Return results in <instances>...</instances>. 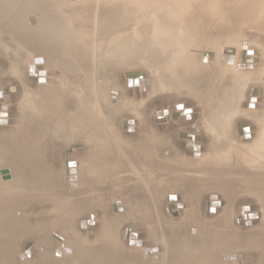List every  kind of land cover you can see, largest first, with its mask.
<instances>
[{"label": "bare ground", "instance_id": "1", "mask_svg": "<svg viewBox=\"0 0 264 264\" xmlns=\"http://www.w3.org/2000/svg\"><path fill=\"white\" fill-rule=\"evenodd\" d=\"M64 2L65 3L63 5L57 6V10H54V9L52 10L51 9L52 6L50 4L39 6V7L36 6L34 11H32V13L28 14V15L25 13H22V11L19 10L18 7L14 6V5H11V6H14L12 8H9L10 6H0V10H3V13L0 12V30L9 31L10 32V37H9L10 41H8V43H10V42L13 43L15 41L17 43L18 51H22L25 49V46L27 45V43H30V41H32V43H34V42H36V40H39L40 38H38L36 36L35 37L36 40H34L32 38V40H30V41L28 40L29 42L25 43V39L22 38V36H24V35H23V33H21V31L28 30V31H31L33 33L34 30H36V29L38 30V28L41 24L47 26V29L43 30L40 34H38L36 32L38 36L41 35V39H40V41H38V44H40V45L44 44L43 45V47L45 49L44 59L53 60L56 63L57 68L60 69V71H61V75H60L61 78L60 79L61 80L63 79L64 81H66L68 83V84H66L67 89L65 90L66 96H70V97L71 96L72 97H75V96L78 97L79 96L81 98L80 100L77 99L78 100L77 103L72 102L73 100L71 98H70V100L65 99V101L67 100L68 102L72 100L71 101L72 104L75 103L77 105V106H75V107H77V110H74L75 111L74 114H73V112H72V115H71V113H69L68 114L69 116L66 117L68 119V122L70 124H72L73 122L78 123L79 121H81L82 123L85 124V126H84L85 131L83 132L82 130H80V131H82V133L79 131L82 135L79 134L78 132H76L77 128H75V129L72 128V129L76 130L75 131L76 133L74 131L72 133V131L69 129L71 131V133H70V131L68 130L69 131L68 135H70V134L75 135L76 140L82 141V144H84V145H83V149H82L83 152L79 153V155H78L79 157H77L78 159L72 158V159L68 160L69 162L75 161V163H73L74 164L73 166L67 165L66 177H65L67 183H69L70 187H80L81 186L80 189L84 188L85 190L89 189V188H93V187L97 188L98 187L97 185H103L104 183H105V187L107 185L108 187L111 186L110 187L111 189H116L117 192L114 190H111L112 192L113 191L116 192V195L112 193V195L115 196V197H113L115 200L114 201L115 205L113 206L111 204L112 207H111V205L105 206L108 203V202H106V199H105L106 204L104 203L105 205L104 204L102 206L100 205L102 203V201L104 200V197H105L103 195L104 192L101 193V191H103L102 189L99 188L101 191H99L97 197H95V199L97 198L98 201L100 202V204H98L99 206L97 205L99 210H98L96 216L104 217L105 220H104V218H103V220H104V222L105 221L106 222L105 223L103 222L102 224L106 225L107 227H109L111 225H113V226L115 225L114 228H116L117 225L119 226L121 224L127 223V221H129V220H139V219L145 220L146 224L149 223L151 226L152 223L153 224L156 223L155 221H154L155 223L153 222V220H156V219H152V216L155 215L154 211H153L154 214H152V215H150V213H152V212L148 213V211L155 209L154 208L155 206L153 207V209H151L152 203H155V202H152L151 201L152 198H150V197H154V196H150L151 194H149L148 192L147 193H141L139 190H135V189H139V187L136 186V184H134V181H136V177H138L140 180L141 179L144 180V183L146 182V184H147L146 187H150L152 185L151 183H152L154 177H157V176L162 177V180H161V178L159 179V181H161V182H158L157 180H155V182L157 181V183H159L160 185H163L164 188L168 187V189H169V187H171V188L177 189V188H180V186H183L185 184V183H183V182H185V180H183V178L182 179L179 178L181 176H179L176 179L175 177L178 176L177 174L176 175L173 174V176L175 175L174 178L170 177V179H168V178L165 179L164 177L168 176L167 172L171 171L173 173H180V172L184 171V172H187L186 174H188V173L194 174L195 173V176L191 174V176H193L195 178H197L196 173L197 174L203 173V174H201L202 177H199V180H196V181L193 180V181H195V185H194L193 181L192 182L190 181L194 185L190 194H192L194 196V194L196 193L195 192L196 188H198V187L205 189L206 192H204V193L210 192L208 195V198H207V202H206L207 206L205 207V210L207 212V216L209 215V217H211V218L213 217V218L210 219V221L200 223V225L202 224L201 226L205 225L206 230L208 229L207 230L208 231V234H207L208 237L202 238V237L198 236L199 233L193 234L192 236H194V237H191L189 234H184V233L181 234V231H183V230H181V231L179 230L181 237H179V236L174 237L172 234L177 233L175 226L178 227V225L180 226V224H181V220H175L176 222L174 221L171 225L168 224L169 226H166V231L163 234L164 236L167 237V240H168L167 241L168 244L166 246L168 254L166 255L167 258H166L165 263H164V260L163 259L162 260H163L164 264H232L234 256L232 257L231 252L232 251L235 252L234 249L238 248V247H236V245L237 244L240 245L242 242H245L246 240L248 241L250 236H248V239L242 238L244 236L243 234H241L242 236H240L239 234L235 235L234 233L232 234L231 232H228L226 230L223 231V229L220 230V227L222 228V226H219V225H222V221H224V220L225 221H231V218L233 217L232 212L234 210V207H236L234 205L235 201H236L235 199H236V197H238V195H240V197L238 199L239 206L237 208V209H239V211L236 213V217H235L237 225L238 226L241 225V226H239L241 228L242 227L247 228L248 232H249V230L251 232V230L254 228L252 230L253 231L252 233H254V230L256 229L255 228L256 224L261 219V215L259 212H257V209H254V207L251 203L252 200H250V199H252V197H255L256 199L258 198V200L260 202H264V110H263L264 108L263 109L261 108L260 112H259V110H257L258 105H260L262 103V102L259 103L260 100L257 98V96L255 97L256 93L258 95V92H257V90H255V94H253V97L250 96L248 98V102H247V104L251 103L253 105L255 103V102H253L254 101L253 99H255V98L258 99V103L255 104V108H251V109L249 108L248 109L249 116L252 115L253 119H255L257 121L256 126L251 127V125L248 126V125H242V124L238 123V126L236 124L237 129L234 128L235 129L234 130L232 128V127H234V125L230 126V124L226 121L224 122V121H218L217 120L219 117L218 116L219 114H225L228 111L229 112L232 111V109H231V111L227 110V107L230 106L231 103L229 100L226 102V104L224 103L225 105H222L223 103L219 104V103H221L219 101L216 102V100H219V96L217 95L218 93L216 92L218 89L214 88L213 87L214 85H212V83L210 84V81H209L210 78H208L206 75L207 73H209L212 77L213 75H216L218 72H221V71H223V75H225L228 70L232 72L231 69H232L233 61L231 59L230 60L226 59L225 61H221L219 58L220 48L222 45H225V41L223 40V42H220L219 41L220 39H218V34L222 33L223 35H225V34L230 33L229 30L233 25V21H232L233 19L231 20V18H232V15L235 16L234 13H232L230 10V11H226V14L222 16L223 13L222 14L220 13V15H218L217 13L214 14V12L202 10L203 2L206 3L204 0H193V2H189V0H188L189 3L187 2V4L184 0H181V1L176 0V1L170 2L169 5L167 4L168 7L170 8L168 11H163V10L159 9L157 11L158 12L157 18L152 23V25H150V27H148V24H149L148 20H145V18H143V17L140 20L137 17V11L133 5H130V4L127 5L125 8L126 10H124V8H123L124 11L117 10L116 8L119 5L116 6V4L113 5L112 8H111V6H108V5L105 6L104 5L105 10H103V13H100V16L98 19L99 20L98 22H100L98 24L101 26V29L99 31L97 30L98 33H96L95 40L91 41V38H90L91 32H90L89 28H90V24L92 22L91 13L93 14V11L90 12L89 10H87V8L85 9L88 2H90V1L89 0H65ZM208 2L211 3L210 5H212L213 8L214 7L216 8L218 6V0H210ZM256 2H257V0H256ZM244 3H245V1H244ZM253 3H252V5H251V3H249V4L251 6H254ZM110 4L112 5L113 3H110ZM119 4H121V3H119ZM152 4H153V6H157V7L161 5L159 0H154V2ZM72 7H79V9L75 10ZM259 7L260 8H257V10H256V8L252 9V12H250V10H249L250 13H248V14H247L248 11L245 13L250 18V25H252V23H255L257 25V28L254 29L253 32H256L258 35V38L260 39V41L258 42V46L259 47L261 46L260 49L263 48V50H264V0H263L262 4L259 5ZM221 8L223 9L224 7H220L218 9L217 8L216 9L220 10ZM224 10H226V9L224 8ZM227 10H229V9L227 8ZM237 10H239V9H237ZM227 12H231L232 15H230V13H227ZM237 12H241V11L239 10ZM259 12H260V14H259ZM94 15H96V17L98 16L97 13H95ZM243 17H245V16L243 15ZM138 23H140V24H138ZM237 23H239V22H237ZM143 25L146 26L147 28L145 27L146 28L145 29L143 27ZM142 27L145 30L152 29V31H150L149 33H145V34L140 35L139 38L137 39V42L141 41L143 43L142 44L143 46L144 45L149 46L152 61L154 62V64L157 65V60H159V58L161 56H164L165 62L168 65V69L172 71L171 74H173L174 76H177V78H179V79L176 78V81L182 82V83L180 82L181 83V85H180L181 89L178 92H180V93L194 92L195 93L194 95H196L198 98L201 99L200 102H203V104H204V108L202 110L203 118L199 122H194L195 121L194 120V118H195L194 117V114H195L194 110L195 109L193 108V106L189 105L190 104L189 102H193L192 97L195 98L194 96H191V97L187 96V97L183 98L182 100L178 101L177 103L173 104L172 106H170L168 109L162 108V109L155 110V112H154V117H155L154 123L155 122H157V123L161 122V123L165 124V120H167V118L171 117V116H174V119L176 118V120L181 118L179 121L175 120L176 122H172L169 125L168 124H166V125L160 124L161 126H158L156 124H150V123H149L150 125L148 123H147L148 124L147 125L145 123V121L146 122L148 121V117H149L148 112H150L146 108V106H148V105H146L145 108H141L142 104L140 105V103H138V104L135 103L132 105L130 104L134 100L131 98L132 96L131 97L129 96L128 93L130 90L133 91V87L131 86V89H130L128 79L130 80V84L131 83L133 84L135 82H133L134 80H132V79L136 78L138 76L137 74L141 75V73L132 72V73H134V75L133 74L129 75L130 73L128 72L129 74L127 75V78L124 81H123V79H121L119 77L118 73L120 70L127 68L131 65H134L136 63V62L125 63V61L128 59H133L134 54H135V49H134L135 46L132 42L133 41V34H134V31H136ZM248 32H246V33H248ZM20 33L22 34V36L20 35ZM21 38L23 41L21 40ZM177 38L178 39L179 38H186L187 40L190 41L191 45H193L195 47L194 48V51H195L194 59H195V65L197 66L198 71H195L193 74H190L189 71L186 73L185 68L183 69L182 67L180 69H182L183 73L177 72L178 67L181 66V61H180L181 57H179L180 56L179 50H178L179 45L177 43ZM92 42L94 43L93 44L94 48L91 47ZM12 46H15V45H12ZM1 48H3V47H1ZM12 49H13V47H12ZM213 50L215 52L217 51L216 54L212 52ZM18 51H16V52L18 53ZM258 51H257V53H258ZM19 53H21V52H19ZM93 53H94V55H93ZM261 53L263 54L262 58H261V62L257 63V64H256L257 60H255V56H252L254 58L253 59V65L250 62L251 58H248L250 56L246 57V55H244V57H243V61H246V63L243 64L244 69H245L244 71H247L248 73H250V75L257 77L258 80L260 79L261 76H263L262 72L264 71V51L261 50ZM248 54H251V53H248ZM99 55L105 59L106 65L100 64V62L98 60ZM23 57H21V58L23 59ZM37 61H39V63H37V64L42 65V71H45V73L43 74L41 72H38V69H35L34 75H37L36 77H38L36 79V81L38 80L37 82L39 84H41V87H46L49 85V80L47 78L48 77V70L45 67L44 63H42L43 61L41 59H39V60L36 59V62ZM220 61H221V63H220ZM19 63H20V61H19ZM24 63L26 64V61H24ZM183 64H185V63H183ZM239 64H241V63H239ZM16 68H17V70L20 69V67H15L14 69H16ZM25 70H26V68H25ZM204 70H205V72H204ZM14 71L16 72V70H14ZM251 72H253V73H251ZM177 74H179V76ZM183 74H185V75H183ZM162 76H163V72L161 73V70H160V72L158 73V75L156 77L158 79H160V78H162ZM258 76H259V78H258ZM41 78H43V79H41ZM130 78H132V79H130ZM141 78H142V75H141ZM44 79H47V81L42 82V80H44ZM57 79L59 80V76ZM174 79H175V77H174ZM143 82H144V80H143ZM58 83H59V81H58ZM60 83H62V81ZM60 83H59V86L64 85V83H62V85H60ZM149 83H150L149 81H146V83H145L146 85L144 88H147L149 86L148 85ZM244 83L246 84L245 80L242 79V84L244 85ZM155 85H154V88H155ZM157 85H159V84L157 83ZM178 85H179V83H178ZM0 90L2 91V95H4V90L1 88H0ZM230 91H232V90H230ZM240 91H242V88H240ZM146 92H147V90H146ZM210 92H212V94H211V96H208L207 93H210ZM238 93H239V91H237V94ZM48 94L46 95L47 97H48ZM224 94H226V93H224ZM228 94H226V95H228ZM188 95H191V94H188ZM223 96H224V98L220 99V101H222V100L226 101L227 96H225V95H223ZM231 96L228 97V99H230ZM49 97H50V100L48 98L47 99L49 100L50 103L57 104L56 107H58V111H57V109H56V111H57V113L60 114V115L59 114H57V115L59 116V118H62L63 117L62 115L64 113L63 112L64 107H62L63 106L62 105L63 104L62 103V97H63L62 90H58L57 92L56 91L51 92V95H49ZM42 98H43V96H42ZM251 98H252V100H251ZM68 99H69V97H68ZM43 100H44L45 107L50 109L51 104L48 103V104H50V106L48 107L46 105L47 103L45 104L46 101L44 98H43ZM40 101H42V100L40 99ZM215 102H216V104H215ZM42 103H40L41 107L44 106V105H42ZM128 103L130 104L129 105L130 111L128 110L127 105H126ZM64 105H65V103H64ZM144 105H142V106H144ZM178 105H181V106H178ZM66 106H67V103H66ZM68 106H69V104H68ZM182 106H183V109H181ZM45 107L43 108V110H45ZM71 107H72V105H71ZM124 109L128 110L129 112L136 110L137 113L139 112L140 117L142 116L144 118V122L142 123L140 121V123H139L138 120H142V119H138L137 122L135 121V119L134 120L132 119L134 122L131 121V119H130L131 122L128 123L129 128H123V125H122L123 121L121 119L122 118L121 116L124 115L123 114ZM131 109H132V111H131ZM189 109H190V112L193 111V113L186 114L185 111L189 110ZM191 109H192V111H191ZM259 109H260V107H259ZM165 110L169 111V115H166L164 113ZM2 111H6L5 107L2 109ZM45 111H47V110H45ZM45 111H43L42 113L39 114V117H38L39 121L48 120L51 118V117L46 116L45 115L46 113L44 114ZM159 111H162L160 113L162 116L159 115V117H161L160 119H159V117L158 118L156 117V115H158L157 112H159ZM8 114L11 115L10 113H8ZM125 114L129 115V113H125ZM204 114L206 115L205 117H204ZM230 114H232V113H230ZM6 115H7L6 113L0 112V117H1L0 122L2 123V125L6 122L4 120L8 121V119H9V118L8 119L5 118V117H7ZM187 115H190L191 118L188 119ZM101 117H103V119H104L103 123H101L102 121L100 122ZM225 117H226V115H225ZM228 117H230V116H228ZM33 118H35V117H33ZM127 118H128V116H127ZM222 118H224V117H222ZM222 118H220V119H222ZM51 119L48 120L47 123L49 121H51ZM30 120H31V118H30ZM128 120L125 121V123L128 122ZM25 121L26 120H24V122ZM55 122H57V121H55ZM149 122H150V120H149ZM231 123H233V122H231ZM5 124H7V123H5ZM5 124L3 125V129L7 127V126L5 127ZM22 124H23V122H22ZM34 124L37 126L34 127L35 126ZM34 124H31V126H30V123L23 124L21 126L19 125L18 131L16 133V135H17V137H16L17 141H15L16 143L14 142L15 144L9 145V142H7L9 145L7 149H5L6 147L3 148V145L0 144V154H1V152H3L4 156L9 157L14 152L19 153V152H23V151L27 150V149H25V147L28 144H30L32 146L34 145V148L32 149L33 151H31V149H30V154L28 155V157H30V156L33 157L35 155H36L35 157H37L38 155L40 157L41 154L40 153L38 154V152L39 151L43 152L42 150L39 149L40 144H42L44 142L41 143V141H40V144H37V142L40 139H42V137L44 135V132H45L44 131V123H43V125H39L36 123H34ZM74 125H75V123H73V126ZM69 126L72 127L71 125H69ZM190 126L191 127L194 126V129H195V126H197V128L200 129L199 130L200 132H198L200 135H195L196 136L195 137V136H193V133L189 134V133H183L181 131L183 133L182 137L187 138V140L185 139V141L183 143L185 148L182 147L181 141L179 142L177 140L178 145H179V149H177L176 147L178 145L177 146L175 145V143H176L175 142V136L172 137L170 134H169L170 136L166 135L164 133L165 129H164V131H162L163 128H166L170 132L171 130H174L177 128L184 127L186 129V128H189ZM17 127L18 126L16 124V126H14V128H17ZM246 127H248L250 130L249 131L250 133H248V134H245L242 131H240L241 130L240 128L243 129ZM56 129L59 132V130H61L62 128L57 126ZM185 129H184V131L187 130V129L186 130ZM194 129H193V131H194ZM198 129H196V130H198ZM8 130L9 129H7L6 131H8ZM15 130H17V129H14V131ZM236 130H238V131H236ZM11 131H12V133H10V135L11 134L15 135L13 133V128L11 129ZM204 131H205V133H204ZM54 132H56V131H54ZM54 132H53V134H54ZM235 132L236 133L239 132L238 136L239 137L241 136L239 139V140H242L241 143H239L237 141L238 137H237ZM3 135H5V133ZM10 135L8 134V136H10ZM172 135H173V133H172ZM8 136H7V139H8ZM13 137H15V136H13ZM60 137L64 138V137H67V135L62 134V136H60ZM44 140L46 141V139H44ZM25 141H26V143H25ZM188 142H189V145H187ZM78 144H81V143H78ZM78 146H80V145H78ZM196 146L199 148L196 149L195 148ZM184 149L187 151L184 152ZM20 154H22V153H20ZM18 156H19V154H18ZM24 157L21 155L18 157V159H17L18 164H16L17 165L16 167H23L24 165H28L29 168H31V167L34 168V166L35 167L37 166V164H38L37 160L30 161V162H32V163H30L27 159H24ZM79 158H83V160H85V162H86L85 164L83 162V164L85 165L84 169L82 168V165H81L82 162L81 163L79 162ZM0 159H1V157H0ZM5 160L3 159L2 161H5ZM6 162L8 164V161H6ZM6 162H3V163H6ZM97 162H99V164H96ZM2 165H4V164H2ZM13 168L14 167L11 168L13 170V172L17 170V169H13ZM22 169L23 168H21V170ZM25 169L26 168H24L20 172L22 176L20 175L19 177L24 178L23 183L28 184L30 182V180H29V176H28L27 172L25 171ZM51 169H52V167H51ZM70 171H73V172L70 173ZM17 172H19V170H17ZM30 173L32 174L33 171H31ZM93 173H97V174L93 175ZM1 174L4 175L5 172L1 173ZM9 174H14V173H9ZM9 174L8 175L5 174V176L6 177L8 176V180L9 179L13 180L12 177L10 178V176H12V175L9 176ZM33 174H35V173H33ZM74 174L76 175V177L74 176ZM186 174H183V175L185 176ZM212 175H215V176H212ZM34 176H32L31 179ZM54 176H56V174ZM67 176H68V178H67ZM92 176H94V177H92ZM36 177L38 178V176H35V178ZM44 177L45 176H43V178ZM13 178H15V177H13ZM48 178H50V177H48ZM52 178H54V177H51L50 179L53 180ZM76 178H77V180L73 181ZM15 179H17V178H15ZM5 180H7V179H5ZM17 181H19V180H17ZM55 181H57V180H55ZM55 181L53 180V182H52L54 185H56ZM141 182H143V181H141ZM35 183H36V181H35ZM40 183L41 182H39V184ZM186 183H187V181H186ZM160 185H156V186L158 187ZM11 186H12V184L10 185V187ZM37 186H38V184H37ZM186 186H187V184H186ZM27 187H28V185H27ZM52 187H53V185H52ZM54 187H56V186H54ZM102 187H104V186H102ZM146 187L144 186V188H146ZM188 187H189V185H188ZM190 188L191 187H189V189ZM31 189H33V188H31ZM37 189H38V187H37ZM82 189H81V193H82ZM105 189H107V188H105ZM124 189H126V190H124ZM163 190H165V189H163ZM1 191H2L1 193L3 194L4 193L3 190H1ZM7 191H9V189ZM10 191L12 192V190H10ZM10 191H9V194H10ZM156 191H155V194H156ZM88 193L89 192H87V194ZM152 193H154V192H152ZM160 193H161V189H160ZM177 193H178V195L180 194L179 192H177ZM5 194H8V192H5ZM71 194H72V192H71ZM87 194L83 195L84 197H82V196L78 197L77 196L80 199L78 203H80L79 205L83 204L82 205L83 208L85 206H88L91 203V202L89 203L90 198L88 197L91 194H89V195H87ZM202 194H200V195H202ZM11 195H12V193H11ZM11 195H9V196H11ZM38 195H39V193H38ZM106 195H108V194H106ZM173 195H174L175 199H177L178 201H175ZM178 195L176 194V192L175 193L172 192L167 196V202H166L167 204H166V208H165L166 211H168L170 215H172L173 217H175V219H177L178 214L181 217V214L183 213L182 210L184 211L187 209L190 212L193 210L194 214L192 212V214H191L192 216L187 217V219L185 218L187 220L186 222L184 220H182V222L184 221L183 223L190 224L192 221H189V220L195 219V220H197L196 221L197 225H199L198 224L199 223L198 217H196V214L194 211L195 208L200 209L203 207L200 205V201H198L199 199L195 200L198 202H194V203H197L198 205H200L199 207H197V204H195V205L190 204L186 207V205H185L186 203L183 204L182 200L180 201L181 198L179 199ZM217 195L219 196L218 201L217 200L214 201L212 199H211L212 201L210 200L211 196H217ZM224 195H226V197L229 196V198H230V199L228 198L229 202L226 205V207L224 206V203L222 201V197ZM6 196H3V198L4 197H5V199L9 198L8 196L7 197ZM92 196H94V195H92ZM170 196H172V197L170 198ZM155 197H156V195H155ZM188 197H190V195ZM194 197L196 199L197 196H194ZM226 197H224V199H226ZM68 198L70 200V198H71L70 195L68 196ZM190 199H191V197H190ZM6 200H8V199H6ZM243 200H245L246 203H242ZM11 201L12 200L10 199L9 202H11ZM94 201L95 200H93V202ZM158 201H160V200H158ZM209 201H211V203ZM69 202L70 201H68L67 204L66 203L61 204L62 206H58V207L55 206V207L59 208L60 211L58 212V209H57L56 213H54V214L57 215V213H58V215H59V213H61L64 216V217H62V215L59 216L60 222L59 221L57 222L58 226L59 225H61V226L66 225L68 227V225L69 226L71 225V228L73 226L72 220L74 219L73 218L74 215L72 216V214H73L72 210H74V212H75L76 208H71V205L73 206V203L74 204H76V203H75V201L74 202L72 201V203H69ZM93 202H92V204H93ZM96 202L97 201L94 202L95 205L97 204ZM137 202H139L140 204H143V205H140V207L134 205V203L136 204ZM173 202L175 203L176 208H173L171 206V205H174ZM12 203H11V205H12ZM236 203H237V201H236ZM178 204L182 205V207H180V208L177 207ZM214 204H217V205L220 204V205L215 206ZM11 205L7 204L6 206H4V203H3L2 206L5 207V209H3V208L1 209V207H0V221L3 220L2 219L3 215L4 216L7 215L8 212L12 211V209L15 208L14 205H13L14 208ZM41 205L44 206L43 203L40 205L38 204L39 207ZM154 205H156V204H154ZM17 206L15 209H17ZM43 206L41 208V210H42L41 212H43L44 216L47 215L49 217V215H51L50 214L51 209L49 210L48 207H43ZM245 207H247L249 210ZM98 208H96V209H98ZM15 209H14V211H16ZM135 209L140 210L141 215H142L141 218H139V214H138V216L136 215L137 213H136ZM144 209L146 211L145 213L143 212ZM112 210L116 211V215H115L116 218L114 219V221H115L114 223L112 222V220L109 222L108 221L109 219L107 217L108 215H110L109 211H112ZM4 211L7 214H3ZM160 211H161V209H160ZM87 212H88V210H87ZM142 212H143V214H142ZM162 212H163V210H162ZM190 212H187V213L190 214ZM187 213H186V215H187ZM220 213H222L221 214L223 217L222 220L218 219L221 216ZM1 214H3V215H1ZM10 214L12 215L11 212H10ZM14 214H16V212ZM14 214L12 216L15 217ZM254 214L258 215V218L255 220L251 219L252 218L251 215H254ZM25 215H27V214H25ZM156 215L153 216V218H156ZM6 217L7 216H5V218ZM8 217H10V216H8ZM159 217H161V216H158L157 218H159ZM40 218H42V217H40ZM45 218L47 219V217H44V219ZM235 218H232V219H235ZM21 219L22 218L20 216V220ZM263 219H264V217H263ZM5 220L6 219H4V222H5ZM248 220L252 221L251 226L246 225L247 222L244 223L245 221H248ZM251 221H250V223H251ZM4 222L2 224H4ZM76 222H77V227H76L77 233L81 236H84L86 240L90 239L89 241H91V240L94 241V243H93L94 247L91 245L93 248L92 249L88 248V247H90L89 246L90 243H88L87 244L88 246H86V244L82 243L81 240L78 241V243H77V241L74 242L75 239H74V236H72L73 233L70 232L71 228L69 227V230H66V232L68 234L67 233H64V234H67L66 236L68 237V241L70 243H72V245L71 244L67 245V243H66L65 244L66 247H64L62 245L64 247L63 249H60V250L56 249L57 251L54 250V251H52V253L50 252L52 254V256L49 255V256H51V258L49 257L50 259H48V260H50V261L48 262V264H145L144 261H146V260H145V258H143L141 256V254L143 256H145L147 254V253L145 254V250L147 249L146 244L143 243L140 246V245L134 244L135 242L133 241L135 239L141 240L139 233H138L136 228L134 229V227L131 226L132 228H130L128 226L129 229L127 228V230H126V238L128 236H129V238H131L130 236L132 234H134L135 239L132 238L133 240H131L128 238L125 241L126 244H124V245H126V247H128V248L126 249V252L125 251L123 252V251H121L123 249L120 250L122 245L120 246V244H119L120 248H118L119 246L117 245V242H116L118 240V237L116 236L117 234H115L113 229L110 231V233L108 230H104L103 232L99 233V229H98L97 225H95L96 223L93 222V217L80 218ZM2 224H0V225H2ZM73 224L75 225V222ZM261 226H262V231L259 228L261 233L258 234V238H257V235L254 237L251 236L252 238H254L253 239L254 241L252 239H250V241H251V243H252V241L255 242L256 245L257 244L261 245L260 247H258V250L260 248L263 251L264 250V221H263ZM27 227H28V225H27ZM23 228H25V227H23ZM66 229H68V228H66ZM21 230H23V229H21ZM72 230H73V228H72ZM195 230H197V229H195ZM199 230H198V232L201 231V234H202V230H200V231ZM169 231L173 232V233L168 235ZM190 231H191V229H190ZM21 232H23V231H21ZM90 233H93V237H90ZM159 233H161V232H159ZM185 233H186V229H185ZM47 234H49V233H47ZM47 234H45V235H47ZM59 234H61V233H59ZM255 234H256V232H255ZM62 235H63V233H62ZM174 235H176V234H174ZM203 235H204V232H203ZM76 236L77 235H75V237ZM155 236H156V234H155ZM169 236H170V238H168ZM52 237H55V236H52ZM58 238H60V236H58ZM63 239H66V238H64V235H63ZM152 239H154V238H152ZM59 240H61V239H59ZM130 240L133 243H131ZM66 241H67V239H66ZM53 242H54V239H53ZM61 244H63V243H61ZM61 244H58V245H61ZM255 244H251V246L255 245ZM116 245L118 247H116ZM244 245H246V247H247V244H244ZM40 246L42 247L43 251H41V252L39 250L36 251V248L40 247ZM62 246H61V248H62ZM156 246H154V247L156 248ZM241 246H243V245H241ZM241 246H239V247H241ZM56 247H54V248H56ZM246 247H244V249ZM148 248L151 249L153 247H148ZM6 249L9 252V248H6ZM6 249H5V251H6ZM255 249H257V248H255ZM255 249H253V251H251V250L248 251L246 249L245 250L246 252L242 253L241 256L239 257V262L243 263V259H248V260H251L254 264H256V254H255L256 250ZM155 250L156 251L151 252V254H149V255L147 254L146 257L151 262L152 261H153V263L155 262L154 264H159V261H160L159 252L157 251V249H155ZM45 251H46V249H45L44 245L42 243H39L38 245L34 246L29 251V252H31V254H33V257L26 258V260H24V261L20 260L19 256H21L22 253L25 252V249H23V251L17 255V260H19V262H21V261L25 262V261H29V260L32 261V259H34L38 255L44 254ZM261 253H262V255H264L263 254L264 251ZM243 255L245 257H243ZM9 256H6V257H9ZM12 257H13V255H12ZM24 257L25 256H22L21 258H24ZM153 258H154V260H153ZM231 258H232V261H230ZM263 259H264V257H263ZM234 264H235V262H234ZM262 264H264V263H262Z\"/></svg>", "mask_w": 264, "mask_h": 264}, {"label": "rangeland", "instance_id": "2", "mask_svg": "<svg viewBox=\"0 0 264 264\" xmlns=\"http://www.w3.org/2000/svg\"><path fill=\"white\" fill-rule=\"evenodd\" d=\"M64 1L65 0H0V6H10L9 8H12L14 6H17L18 9L22 11V13H25V14L28 15V14H31L32 11H34V9L36 8V6L39 7V6H43V5H47V4H50L52 6L51 7L52 10L53 9L54 10H57V6L63 5L65 3ZM89 1L90 2H88V4L85 7V9L87 8V10H89L90 12L93 11V14L91 13L92 22L90 24V28L89 29H90V32H91L90 33L91 41H94L95 40V37H96V33H98V31L101 29V26L98 24V23H100V22H98L99 21L98 19H99L100 13H103V10H105V6L106 5L111 6V8L115 4H116V6L119 5L116 8L119 11L126 10L125 8L129 4L130 5H133L134 8L137 11V17L140 20H141L142 17L145 18V20H148V22H149L148 27H150V25H152V23L157 18V14H158L157 11L159 9L160 10H163V11H168L170 9L168 7V5L170 4V2L176 1V0H159V2H160L161 5L158 6V7L157 6H153L152 3L154 2V0H89ZM179 1H181V0H179ZM184 1L187 4L188 0H184ZM204 1L206 3L203 2L202 10L209 11V12H214V14L217 13L218 15H220V13L221 14L223 13L222 16L226 14V11H230L231 10V12L234 13V15H235V16H233L231 14V12H227V13H230V15H232L231 20L233 19L232 20L233 21V25H232V27L229 30L230 33L229 34H225L226 36L223 35L222 33L218 34V39H220L219 41L220 42H223V40L225 41V45H222L221 48H220L219 58H220L221 61H225L226 59L227 60H230L231 59L233 61V63H232V69H231L232 72L228 70L226 72V74L223 75V71H221V72H218L216 75H213L212 77H211V75L209 73L206 74L207 77L210 78L209 79L210 84L212 83V85H214L213 87L218 89L216 91L218 94L217 93L216 94L219 96V100H216V102L219 101V102H221L219 104H222L223 103L222 105H225L226 102L229 100L230 103H231V105L229 104L230 106L227 107V110H230L231 111V109H232V111L231 112L228 111L227 112L228 114L227 113H225V114H219L218 116L220 118L224 117L225 119L224 118L220 119L218 117L217 120L218 121H224V122L226 121V122H228L230 124V126L231 125L232 126L234 125V127H232L233 129L234 128L237 129L238 123H240L242 125H248V126L251 125V127H255L256 124H257V121L255 119H253L252 115L249 116L248 109L249 108L250 109L251 108H255V104L258 103V99L260 100L259 103H261V102L262 103L260 105H258V109L257 110H259V112H260L261 111V108L262 109L264 108L263 107L264 106V71L262 72L263 73L262 74L263 76H261L259 80L257 79V77H254V76L250 75V73H248L247 71H244L245 69H244V65L243 64H245L246 61H243V57H244V55H246V57L250 56L248 58H251V61L250 62L252 63V65H253V59H254L252 56H255V60H257L256 61V64L261 62V58H262V55H263L261 53V50L262 51H264V50H263V48L260 49L261 46L260 47L258 46V42L260 41V39L258 38L257 33L256 32H253V30L257 28V25L255 23H252V22H251L252 25H250V18L247 16V14L250 13V12H252V9H255L256 8V10H257V8H260L259 5L262 4L263 0L262 1L261 0H257V2H256V0L255 1L254 0H218V6L216 8L218 9L220 7H224L226 10H224V8L223 9L221 8L222 10L221 9L220 10H217L215 7H214L215 8L214 9L212 7V5H210L211 3L208 2L210 0H204ZM244 1H245V3H244ZM189 2H193V0H189ZM110 3H113V4L111 5ZM119 3H121V4H119ZM249 3H251V5L253 3L254 6H251ZM11 5H14V6H11ZM72 8L75 9V10H78L79 9V7H72ZM123 8H124V10H123ZM227 8L229 10H227ZM237 9H239L241 12H237V11H239ZM249 10H250V12H249ZM0 12L3 13V10H0ZM245 12H247V14ZM95 13H97V15H98L97 17H96V15H94ZM259 14H260V12H259ZM243 15L245 17H243ZM237 22H239V23H237ZM138 24H140V23H138ZM143 27L145 28L146 26L143 25ZM143 27L142 28H139L136 31H134V34H133V41L132 42H133V44L135 46V48H134L135 49V54H134L133 59H128V60L125 61V63H130V62H136V63L134 65H131V66L127 67V68H124V69L120 70L119 73H118L119 77L121 79H123V81L127 78V75L129 73H130L129 75H131V74L134 75L135 72L141 73L142 78L144 80V84L143 85H138V86L135 87V85H133L134 83L133 84L132 83L130 84V80L128 79L130 89H131V86L133 87V91L130 90L128 94H129L130 97L132 96L131 98L134 100V101H132L133 103L132 102L130 103L129 101L128 102L131 105L132 104H135V103L136 104L140 103V105L141 104L142 105L145 104L144 106L141 105V108H145V106L148 105V106H146V108L150 112H148L149 113V115H148L149 116L148 117V121L147 122L145 121V123L146 124L147 123L148 124L149 123L150 124H156L158 126H161L160 124H163L161 122L160 123H157V122L154 123V118H155L154 117V112H155V110L162 109V108H164V109L167 108L168 109L170 106H172L173 104H175L178 101L182 100L183 98H185L187 96H190V97L191 96H194L195 98L192 97V101L194 103L193 102H189L190 103L189 105L193 106V108L195 109L194 110L195 111V114H194V117H195L194 120L195 121L194 122H199L203 118V112H202V110L204 108L203 102H200L201 99L198 98L196 95H194L195 94L194 92H188V93H186V92L185 93L178 92L181 89V86L180 85H181L182 82L181 81H179V82L176 81L177 76H174L173 74H171L172 71L168 69V65L165 62V57L164 56H161L159 58V60H157V65L154 64V62L152 61V57H151V53H150L149 46H147V45H144L143 46L142 45L143 43L141 41H138L137 42V39L139 38L140 35L145 34V33H149L150 31H152V29L145 30L147 27L145 29ZM45 29H47V26L41 24L39 26L38 30L37 29L34 30V32H35V33L33 32L34 34L31 31L25 30V31H21V33H23L24 36H22L21 33H20V35L22 36L23 39H25V43H26V42H29L30 40H32V38L34 40H36V38H35L36 36L41 39V35L38 36L37 33L40 34ZM0 31H1L0 32V88L4 90V95H2V91L0 90V106H1L0 107V112L6 113L7 114L6 115L7 117H5V118L6 119L9 118L8 121L7 120H4V121L7 122V124L4 123L5 124V127L7 126L6 128H4L5 130L3 129V125L4 124L2 125V123L0 122V133H1L0 134V137H1L0 138V142H1L0 144L3 145V148L6 147L5 149H7L9 145L15 144L16 143L15 141H17V139H16V137H17L16 133L18 131L19 125L21 126L23 124L30 123V126H31V124H34V123L39 124V125H43V123H44V131H45L42 139H40L37 142V144H40V141H41V143L44 142V143L40 144V148L39 149L43 151V152H40V151L38 152V154L39 153L41 154L40 157H39V155L37 157H35L36 155L33 156V157H31V156L28 157V155L30 154V149H31V151H33L32 149L34 148V145L32 146L30 144L27 145L28 147L27 146L25 147V149H27V150H25L23 152H19V153L18 152H14L9 157L4 156L3 152H1V154H0V157H1V159H0V194H1L0 195L1 196L0 197V202H1L0 203V207H1V209L2 208L5 209V207L2 206L3 203H4V206H6L7 204L8 205H11V203L13 202L14 204L12 203L11 206L13 207V205H14L15 208L18 205L17 206V209H15L13 207L16 211H14V209H12V211H10L12 213V215L16 212V214H14L15 217L12 216L10 214V212H8V214L5 211H4V213L2 212L3 214H7V215H5V216H7L6 218H5V216L3 214H1V215H3V217H2L3 220L2 219L1 220L3 222H4V219H6V220H5L4 224H2L3 223L2 221H0V224H2V225H0V253H1L0 254V256H1L0 257V264H3V263L4 264H8V263L9 264H14V263L15 264H18V263L19 264H23V263L24 264H48V262L50 261L48 259L51 258L52 251H54V250L57 251V250L63 249L64 247H66V245H65L66 243H67V245H69V244L72 245V243H70L68 241V237L66 236L68 234L66 232V230H69V227L71 228V225L70 226L68 225V227L66 225H62V226L59 225L58 226L57 225V222L58 221L60 222V220H59L60 217L59 216H61L62 214L61 213H59V215H58V213H57V215L54 214V213H56L57 209H58V212L60 211V209L57 208L58 206H62L61 204H63V203H66L67 204L68 201H70L69 203H72V201L73 202L75 201V203H76V204L73 203V206L74 207L71 205V208H76L75 209V212H74V210H72V212H73L72 216L74 215L73 218L75 219V220L73 219L72 221H73V223L75 222V225L72 223L73 230H72V228L70 229V232L73 233L72 236H74V239H75L74 242L77 241V243H78V241L81 240V242L84 243V244H86V246H88L87 244L90 243V245H89L90 247H88V248H91V249L94 247L93 246L94 241H92V240L89 241L90 239H87L86 240L84 236H81V235H79L77 233V230H76L77 222L76 221H78L80 218H90V217H93V222L96 223L95 225H97V227L99 229V233L103 232L104 230H108L109 233H110V231L113 229V231L115 232V234H117L116 236L118 237V240H119V241L118 240L116 241L117 242V245L118 246H119V244H120V246L122 245L121 248H120V246L118 247L117 245H116V247L120 248V250L123 249V250H121L123 252L124 251L126 252V249L128 248V247H126V245H124V244H126L125 241L129 238V236L126 238V230H127V228L128 229H129V227L130 228L134 227V229L136 228L142 241L141 240H136L135 237H132V235H134V234H132L131 235V238H129V239H131V240L135 239L133 241L135 242L134 244H136V245H140L141 246L143 243H145L146 244V248H147L145 250V254L147 253L149 255V254H151V252H154V251H156L155 249H157V251L159 252V256H160L159 258H160V261H161V262L159 261V264H164L165 263L166 258H167L166 255L168 254V251H167V248H166V246L168 244L167 243L168 240H167V237L164 236L163 234L166 231V226L171 225L175 220H181L180 226L179 225H178V227L175 226L177 233H173V232H170L169 231L168 232L169 233L168 235H170V234L173 233L172 235L174 237H177V236L181 237V235H180L179 232L181 230H183V231H181V234H183V233L184 234H189L191 237H194V236H192L193 234H198V233H199L198 236H200L202 238L208 237L207 236V234H208V231L207 230L208 229L206 230L205 229L206 228L205 225L204 226H201L202 224L200 225V223L210 221V219L213 218V217L212 218L209 217V215L207 216V212L205 210V207L207 206V203H206L207 202V198H208V195H209L210 192L209 193H205L204 196L201 197V195H200L201 192H206V190L203 189V188H201V187L200 188L199 187L196 188V191H195L196 194H194V195L199 198L200 205L203 206L200 209L195 208V210H194L195 211V214H196V217H198V220H199V223L198 224L199 225H197V223H196L197 220H195V219L189 220V221H192L190 223L191 225L188 224V223L187 224L183 223L184 221L185 222L187 221L186 220L187 217L192 216L191 214H192L193 210L191 212L189 210H187V209H186L187 211L186 210H184V211L182 210L183 213L181 212L182 213L181 214V217L178 214L177 216L179 218L177 217V219H175V217H173L172 215H170L169 212L166 211V209H165L166 208V204H167L166 203L167 202V196L170 193H172V192L173 193L176 192L177 195H178L177 192L180 193L178 195V197H179V199L181 198L180 201L182 200L183 204L186 203L185 204L186 207L188 205H190V204L191 205L197 204V203H194L195 200H192V198L190 199V197H189V199L187 200L186 197L192 191L193 186L195 185V181L196 180H199V177H202L201 174H203V173H200V174L199 173L198 174L196 173V177L197 178H195V177L191 176L192 173L191 174L188 173L189 174L188 175V174H186L187 172H184V171L183 172H180L181 174L180 173H173L171 171L170 172H167V175L168 176L167 177H164L165 179L166 178L170 179V177L171 178H174L175 175L177 174L178 176L175 177L176 179L179 176H181L179 178H181V179L183 178V180H185V182H183L185 184L183 186H180V188H177V189L171 188V187H169V189H168V187H165L164 188L163 185H160L159 183H157V181L158 182H161V181H159V179L161 178V180H162V177H158V176L157 177H154L153 178V181L154 182H155V180H157V181L155 183L152 181V183H151L152 185L150 187H146L147 186L146 182L144 183V180H142V179L140 180L138 177H136V181H134V184H136V186H138L139 189H135V190H139L141 193H147L148 192L149 194H151L150 196H154V197L156 195L155 198L154 197H150V198H152L151 201L152 202H155V203H152V206H151L152 208L151 209H153L154 206H155L154 207L155 209L148 211V213L152 212V213H150V215H152L154 213H155V215L157 214L156 215V218H153V216H155V215L152 216V219H156V220H153V222L155 221L156 223L154 222L155 224L152 223L151 226H150L149 223L146 224V221L145 220L139 219V220H129V221H127V223L121 224L119 226L117 225L116 228H114L115 225L114 226L111 225V226L107 227L106 225L102 224L104 222L105 218L104 217H98V216H96L97 215V212L99 210V208H98L99 205L98 204H100V202L98 201L97 198H96L97 199L96 200L95 197H97L99 191H101L100 189H102L103 191H101V193L104 192L103 195L105 197H104V200H103L104 202L102 201V203L100 205L102 206L104 203L106 204V202H108L106 205L105 204L104 205L105 206H110L112 204L114 206L115 205V202H114L115 200H114L113 197H115V196L112 195V193L116 195V192H117L116 189H111L110 188L111 186L108 187L107 185L105 187V183H104L103 185H97L98 186L97 188L96 187L95 188L93 187V188L86 189L87 191L84 188L83 189L81 188L82 189V193H81V189H80L81 186L80 187H70L69 183H67L66 178H65L66 177L67 165L69 163L68 160L69 159H72V158L79 157L78 156L79 153L83 152L82 149H83V145L84 144H82V141L76 140L75 135H73V134L68 135V134H69V131L70 130L72 131V133H73V131L75 132L76 131V130H74L75 128H77V131L76 132H78L79 134H81L82 131L83 132L85 131L84 130L85 129L84 128L85 124L82 123L81 121H79L78 122L79 124L77 122H73V123H75V125L73 126V123L70 124L68 122V119L66 118L67 116H69L68 115L69 113H71V115H72V112L74 114V112H75L74 110H77V107H75L77 105L75 103L72 104V102H76L77 103V101L80 100L81 98L79 96L78 97H76V96L75 97L66 96V91L65 90L67 89L66 84H68V83L66 81H64L63 79L62 80L60 79L61 78V76H60L61 75V71H60L59 68H57L56 63L53 60H51V59H44L45 49L43 47L44 44H42V45L38 44V41H40V39L39 40H36V42H34V43H32V41H30V43H27V45L25 46V49L24 50L18 51L17 43L15 41L13 43H11V42L8 43V41H10V38H9L10 37V32L9 31H5V30H3V31L0 30ZM246 32H248V33H246ZM22 38H21V40H22ZM177 43L179 45L178 46L179 55H180L179 57H181L180 58L181 59L180 60L181 61V66L178 67L177 72L178 73H180V72L183 73L182 69H180L181 67L183 69L185 68L186 73L189 71L190 74H193L195 71H198L197 66L195 65V59H194V53H195L194 48L195 47L193 45H191L190 41L187 40L186 38H179V39L177 38ZM93 44L94 43L92 42V44H91V47L92 48H94V45ZM12 45H15V46H12ZM11 46L13 47V49H12ZM1 47H3V48H1ZM16 51H18V53ZM257 51H258V53H257ZM19 52H21V53H19ZM212 52L216 54L217 51L215 52L213 50ZM248 53H251L252 55L251 54H248ZM93 55H94V53H93ZM21 57H23V59ZM36 59H38V60L41 59L43 61L42 63H44L45 67L48 70V77L47 78L49 80V85L46 86V87H41V84H39L37 82L38 80L36 81V79L38 77H36L37 75H34L35 74V69H38V72H41L43 74L45 73V71H42V65L41 64H37V63H39V61L36 62ZM98 60H99L100 64L106 65L105 59L102 56L99 55L98 56ZM19 61H20V63H19ZM24 61H26V64L24 63ZM221 61H220V63H221ZM238 62L241 63V64H239ZM183 63H185V64H183ZM15 67H20V69H18L19 71L17 70V68L14 69ZM25 68H26V70H25ZM14 70H16V72ZM160 70H161V73L163 72V76H162V78L158 79L156 76L158 75V73L160 72ZM132 72H134V73H132ZM204 72H205V70H204ZM251 73H253V72H251ZM185 74H183V75H185ZM177 75L179 76V74H177ZM58 76H59V80L57 79ZM174 77H175V79H174ZM258 78H259V76H258ZM41 79H43V78H41ZM177 79H179V78H177ZM242 79L245 80L246 84L245 83H244V85L242 84ZM46 81H47V79L42 80V82H46ZM58 81H59V83L62 81V83H64V85H62V83H60V85H62V86H59ZM146 81H149L150 83L148 84L149 86L147 88H144L145 85H146L145 84ZM177 82L179 83V85H178ZM157 83L159 85H157ZM153 84L154 85L156 84L155 85V88H154V85ZM240 88H242V91H240ZM58 90H62V93H63V97H62V103L63 104L62 103L61 104L63 105L62 107H64L63 108V112L65 114L63 113V115H62L63 117L62 118H59V116L57 115V114H59V113H57V111H58V107H56L57 104H53V103H50L49 102V100H50L49 95H51V92H54V91L57 92ZM146 90H147V92H146ZM230 90H232V91H230ZM255 90H257V92H258V95L256 93L255 97L257 96L258 99L257 98L253 99L254 100L253 102H255L253 105L251 103L250 104H247L248 98L250 96L253 97V94H255ZM237 91H239L238 94H237ZM224 93H226V94L229 93V94L226 95ZM47 94H48V97L46 96ZM188 94H191V95H188ZM211 94H212V92L207 93L208 96H211ZM223 95L227 96L226 97V101H223V100L220 101V99H223L224 98ZM229 95L230 96L232 95L230 99H228V97H230ZM42 96H43V98L46 101L45 104L47 103L46 105L48 107L51 104V108L50 109H48L47 107H45L44 100H43ZM68 97H69V99H68ZM70 98L73 100V101L71 100L72 102L71 101H69V102L67 101V100H70ZM40 99L42 101H40ZM65 99H67V100L65 101ZM251 100H252V98H251ZM216 102H215V104H216ZM40 103H42V105H44V106L41 107ZM48 103H50V104H48ZM64 103H65V105H64ZM66 103H67V106H66ZM129 103L126 104V105H127L128 110L130 111V109H129V107H130L129 105L130 104ZM68 104H69V106H68ZM71 105H72V107H71ZM178 106H181V105H178ZM4 107H5L6 111H2V109ZM44 107H45V110H47V111L43 110ZM259 107H260V109H259ZM56 109H57V111H56ZM126 109L123 110L124 111L123 112L124 115L121 116L122 117L121 119L123 121L122 122L123 128H129V124L128 123L131 122V121H133L134 119H135L136 122H137L138 119H142V120H138L139 123H140V121L142 123L144 122V118L142 116H141L142 118L140 117L139 112L137 113L136 110H133L132 111V109H131L132 112H129ZM181 109H183V106H182ZM43 111H45L44 114L46 113L45 114L46 116L52 118V119L50 118L51 121H49L48 123H47V121L50 120V119H48V120H42V121H39V119H38L39 114L42 113ZM191 111H192V109H191ZM161 112L162 111H159L157 113H161ZM8 113H10L11 115H9ZM125 113H129V115L128 114H125ZM164 113L166 115H169V111L168 110H165ZM192 113H193V111H192ZM230 113H232V114H230ZM225 115H226L227 118L225 117ZM227 115L230 116V117H228ZM127 116H128V118H127ZM160 116H162V115L160 114ZM205 116L206 115L204 114V117ZM33 117H35V118H33ZM156 117L158 118L159 115H156ZM30 118H31V120H30ZM187 118L189 119V118H191V116L190 115H187ZM130 119H131V121H130ZM180 119L181 118H179L178 120H176V118L174 119V116L168 117L167 120H165V124H163V125H166V124L169 125L172 122L179 121ZM0 120H1V117H0ZM24 120H26V121L24 122ZM103 120H104L103 117H101L100 118V122L102 121L101 123H103ZM127 120H128V122L125 123V121H127ZM149 120H150V122H149ZM55 121H57V122H55ZM22 122H23V124H22ZM231 122H233V123H231ZM16 124H17L18 127L17 128H14V126H16ZM236 124H237V126H236ZM69 125H71L72 127H70ZM36 126L37 125H35L34 127H36ZM57 126L60 127V128H62L61 130L58 129L59 132L56 129ZM12 128H13V133L15 135H13V134L10 135V133H12V131H11ZM72 128H74V129H72ZM181 128H177V129L171 130L170 132L166 128H163L162 131H164V129H165L164 133L166 135H169L170 134L172 137L175 136V142H176L175 145L176 146L178 145V141L179 142L181 141L182 147L185 148L183 143H184L185 139L187 140V138L186 137L183 138L182 137V134L183 133H189V134H192L193 133V136L200 135L198 133V132H200L199 131L200 129H198L197 126H195V129H194V126H192V127L190 126L189 128H186L187 130L184 127H181ZM7 129H9L10 131L9 130L6 131ZM14 129H17V130L14 131ZM184 129L186 131H184ZM193 129H194V131H193ZM196 129H198V130H196ZM80 130H82V131H80ZM54 131H56V132H54ZM71 131H70V133H71ZM236 131H238V130H236ZM53 132H54V134H53ZM4 133H5V135H3ZM61 133L64 134V135H67V137L61 138L60 137V136H62ZM172 133H173V135H172ZM204 133H205V131H204ZM238 133L239 132L236 133V135L238 137L237 138V141L239 143H241L242 140H239L241 136L239 137L238 136L239 135ZM8 134L13 139L10 136H8ZM12 135L15 136V137H13ZM7 136H8V139H7ZM44 139H46V141ZM7 142H9V145H8ZM25 143H26V141H25ZM78 143H81L82 145L81 144H78ZM77 144L80 145V146H78ZM187 145H189V142L187 143ZM176 148L179 149V145ZM195 148L198 149L199 147L196 146ZM186 151L187 150L184 149V152H186ZM20 153H22V154H20ZM18 154H19V156L20 155L23 156V157L25 156L24 159H27L29 162L30 161L37 160V163H38L37 166L36 167L34 166V168H32V167L29 168L28 165H24L23 167H16L17 166L16 164H18L17 163L18 162L17 159L19 157ZM3 159L4 160L6 159V160L5 161H2ZM6 161H8V164H7ZM3 162H6V163H3ZM79 162L80 163L82 162L81 165H82V168L84 169V166H85L84 164L86 163L85 160H83V158H79ZM83 162H84V164H83ZM30 163H32V162H30ZM71 163H75V161H73ZM2 164H4V165H2ZM96 164H99V162H97ZM12 167H14L13 169L19 170V172H17V170L13 172V170L11 169ZM51 167H52V169H51ZM21 168H23V169L26 168L25 171L27 172V174L29 176V180H30V182L28 184L27 183H23L24 182V178L19 177L21 175L20 172L23 170V169L21 170ZM31 171H33V173H35V174H33V173L31 174L30 173ZM4 172H5L6 175H8L9 173H14V174H9V176L12 175V176H10V178L12 177L13 180H10V179L8 180V176L6 177L5 174L4 175L1 174V173H4ZM55 174H56L57 177L54 176ZM95 174H97V173H93V175H95ZM173 174H175V175L173 176ZM183 174H186V175L184 176ZM34 175L35 176H38V178L37 177L35 178ZM192 175L195 176V173L192 174ZM32 176H34V177L31 179ZM43 176H45V177L43 178ZM74 176L76 177L75 174H74ZM212 176H215V175H212ZM13 177H15L17 179H15ZM48 177H50V178L51 177H54L52 179L54 181L57 180V181H55L56 182L55 183L56 185H54L52 183L53 180H51ZM92 177H94V176H92ZM67 178H68V176H67ZM185 178L186 179L188 178V179L186 180ZM5 179H7V180H5ZM17 180H19V181H17ZM76 180H77V178L75 180H73V181H76ZM193 180H195V181H193ZM35 181H36V183H35ZM141 181H143V182H141ZM186 181H187V183H186ZM190 181L191 182L193 181L194 185ZM39 182H41V183L39 184ZM11 184H12V186L10 187ZM37 184H38V186H37ZM186 184H187V186H186ZM27 185H28V187H27ZM52 185H53V187H52ZM154 185L155 186L156 185H160V186H158V187L156 186L155 187ZM188 185H189V187H191L190 188L191 190L189 189ZM54 186H56V187H54ZM102 186H104V187H102ZM144 186L146 188H144ZM37 187H38L39 190L37 189ZM31 188H33V189H31ZM105 188H107V189H105ZM159 188L161 189V193L163 192L162 193L163 195L160 193V189ZM6 189L7 190L9 189V191L12 190V192L10 191V194H9V191H7ZM163 189H165V190H163ZM1 190H3V192H4L3 194L1 193L2 192ZM111 190H114L116 192H114V191L112 192ZM124 190H126V189H124ZM154 190L155 191L157 190L156 191V194H155V191ZM5 192H8V194H5ZM71 192H72V194H71ZM87 192H89V193L87 194ZM152 192H154V193H152ZM11 193H12V195H11ZM38 193H39V195H38ZM84 193L87 194V195L91 194V195L88 196L90 198L89 199V203L90 202L91 203L88 206H85L84 205L85 207L83 208V206H82L83 204L82 205H79L80 203H78L79 200H80L78 197H81V196L84 197L83 196V195H85ZM106 194H108V195H106ZM6 195L12 200L11 202H9V200H10L9 198H6L8 200H6L5 197L3 198V196H6ZM9 195H11V196H9ZM69 195L71 197L70 200L68 198ZM92 195H94V196H92ZM171 197L172 196H170V198ZM173 197H174V195H173ZM191 197H194V196H191ZM216 197H219V196L217 195ZM224 197H226V195H224L222 197V201L224 203V206L226 207V205L228 204L230 198H229V196H227L226 199H224ZM239 197H240V195H238V197H236V199H235L237 201V203L235 201V204H234L236 206V207H234V210L236 212L233 210V212H232V216L233 217L232 218H235L236 217V213L239 211V209H237L238 206H239V203H238ZM105 199H106V202H105ZM218 199L219 198H215V199H212V200H214V201L217 200L218 201ZM93 200L97 201L96 202L97 203L96 205L94 203L95 201L93 202ZM158 200H160V201H158ZM210 200H211V198H210ZM250 200H252L251 203H252L254 209H257V212H259L260 215H261V219L258 221L259 223L257 222L256 227H255L256 229L254 230V233H252L253 232L252 230L254 228L251 230V232L249 230V232L251 233L250 234L248 232L247 228H243V227L241 228V227H239L241 225H239V226L237 225L236 218L235 219H232L231 218V221H225L224 220V221H222V225H219V226H222V228L220 227V230L223 229V231L226 230L228 232H231L232 234L234 233L235 235H238L239 234L240 236H242L241 234H243L244 236L242 238L248 239V236H250V238L248 239V241L246 240L245 242H242L240 245L239 244L236 245V247H238V248L234 249L235 252H233V251L231 252L232 257L234 256L233 263L232 264H234V262H235V264H241L242 262L241 263L239 262V257L241 256V254L244 253V252H246L245 251L246 249L248 251H250V250L253 251V249H255V248H257V249H255L256 251L254 250L255 251V254H256V264H262V263H264V259H263L264 255H262V253H261L264 250L262 251V249H260V248L258 250V247H260L261 245L257 244L258 245L257 246L255 244V242H253L254 241L253 240L254 238H252V237H254L256 235H257V238H258V234L261 233L260 230L262 231V226L261 225H262V223L264 221V219H263V217H264V212H263L264 211V207H263L264 206V202H260L258 200V198L256 199L255 197H252V199H250ZM175 201H178V200L175 199ZM211 201H209V202L211 203ZM92 202H93V204H92ZM42 203L44 204V206L41 205L39 207L38 204L40 205ZM242 203H246L245 200H243ZM154 204H156V205H154ZM112 205H111V207H112ZM134 205L140 207V205H143V204H140L139 202H137L136 204L134 203ZM200 205L197 204V207H199ZM214 205L215 206H218L220 204H218V205L217 204H214ZM42 206L43 207H48L49 210L51 209L50 210L51 211L50 212L51 215H49V217L47 215L44 216L43 215V212H41L42 211L41 210ZM55 206H57V207H55ZM96 208H98V209H96ZM245 208H247V207H245ZM160 209H161V211H160ZM87 210H88V212H87ZM162 210H163V212H162ZM135 211L137 213L136 215L138 216V214H139V218H141L142 215H141L140 210L139 209H135ZM153 211H154V213H153ZM143 212L144 213L146 212L145 209H144ZM143 212H142V214H143ZM187 212H190V214L187 213ZM24 213L27 214V215H25ZM109 213H110V215L107 216L109 220L108 219L107 220L109 222L112 220V222L114 223L115 222L114 219L116 218L115 217L116 211L115 210H112V211H109ZM186 213H187V215H186ZM193 214H194V212H193ZM221 214L222 213H220V215ZM256 215L255 214L254 215H251L252 218L251 217L250 218L253 219V220H255V219L258 218V215L257 216ZM8 216H10L11 218L8 217ZM20 216L22 218L21 220H20ZM43 216L44 217H47V219L46 218L44 219ZM158 216H161V217L157 218ZM40 217H42V218H40ZM62 217H64V216L62 215ZM220 217L219 218L217 217V218L219 220L220 219L222 220V218H223L222 215ZM103 218H104V220H103ZM182 220H184V221L182 222ZM250 221L251 220H248V221H245L244 223L247 222L246 225L251 226L252 221H251V223H250ZM27 225H28V227H27ZM23 227H25L26 229L23 228ZM66 228H68V229H66ZM259 228H260V230H259ZM21 229H23V230H21ZM185 229H186V233H185ZM190 229H191V231H190ZM195 229H197V230H195ZM199 229L202 230V234H201V231ZM20 230L23 231V232H21ZM198 230L200 232H198ZM24 232L26 234L27 233L28 234L26 235ZM159 232H161V233H159ZM203 232H204V235H203ZM255 232H256V234H255ZM47 233H49V234H47ZM59 233H61V234H59ZM62 233L64 235V238L67 239V241H66V239H63ZM64 233H67V234H64ZM45 234H47V235H45ZM74 234L77 235V236L75 237ZM155 234H156L157 237L155 236ZM174 234H176V235H174ZM57 235L60 236V238H58ZM52 236H55V237H52ZM90 237H93V233H90ZM152 238H154V239H152ZM168 238H170V236ZM53 239H54V242H53ZM59 239H61V240H59ZM250 239L253 240L252 243H251ZM39 243H42L44 245V247L46 249L45 253L42 254V255L41 254L38 255L37 257H35L34 259H32V261L29 260V261L23 262L24 260H26V258L33 257V254H31V252H29V251L34 246L38 245ZM61 243H63V244H61ZM131 243H133V242L131 241ZM58 244H61V245H58ZM244 244H247V247ZM251 244H255V245H252L251 246ZM241 245H243V246H241ZM61 246H62V248H61ZM154 246H156V248ZM239 246H241V247H239ZM54 247H56V248H54ZM148 247H153V248L150 249ZM244 247H246V248L244 249ZM6 248H9V252L10 253L8 252V250ZM38 248H41L42 249V247L40 246V247H37L36 248V251H38ZM5 249H6V251H5ZM23 249H25V252L22 253L21 256H19L20 260H23V261L19 262V260H17V255L20 252H22ZM41 251H43V249ZM4 252L5 253L7 252V253L5 254ZM26 253L27 254L30 253V255L27 256ZM12 255H13V257H12ZM49 255H51V256H49ZM146 255L143 256L141 254V256L143 258H145V260H146V261H144V263L145 264H151V263L154 264L155 262L154 263H153V261L151 262L146 257ZM6 256H9V257H6ZM22 256H25V257L24 258H21ZM243 257H245V256L243 255ZM154 258H153V260H154ZM162 259L164 260V263H163V260ZM12 260L13 261L15 260V261L13 262ZM230 261H232V258L230 259ZM251 262H252L251 260L243 259V263L242 264H249V263L250 264H254L253 262L252 263Z\"/></svg>", "mask_w": 264, "mask_h": 264}, {"label": "water", "instance_id": "3", "mask_svg": "<svg viewBox=\"0 0 264 264\" xmlns=\"http://www.w3.org/2000/svg\"><path fill=\"white\" fill-rule=\"evenodd\" d=\"M138 76L136 77V78H130V79H132V80H134V85L135 86H138V85H143L144 84V82H143V79L141 78V75H139V74H137ZM185 113L186 114H189V113H192V112H190V110H186L185 111ZM158 115H160V113H158ZM161 117H159V119H160ZM5 123H7V122H5ZM241 130L240 131H242L243 133H245V134H248L249 133V128L248 127H246V128H240ZM74 164L73 163H71V162H69L68 163V166H73ZM73 171H70V173H72ZM215 198H218V197H216V196H212L211 197V199H215ZM175 199V198H174ZM173 208H176V205L174 204V205H171ZM177 207H182V205H177ZM131 237V236H130ZM132 237H135L134 235H132ZM38 250L39 251H41L42 249L41 248H38ZM27 255H30V253L29 254H27Z\"/></svg>", "mask_w": 264, "mask_h": 264}, {"label": "crops", "instance_id": "4", "mask_svg": "<svg viewBox=\"0 0 264 264\" xmlns=\"http://www.w3.org/2000/svg\"><path fill=\"white\" fill-rule=\"evenodd\" d=\"M202 193H203V194H202ZM195 194H196V193H195ZM201 194H202V195H201V197H202V196H204L205 193H204V192H201ZM189 195H190V197L193 196V195L190 194V193H189ZM189 195H188V196H189ZM188 196L186 197L187 200L189 199ZM194 196H195V195H194ZM191 198H192V200H193V199H194V200H198V199H199L198 197H196V199H195V197H191ZM198 201H199V200H198ZM198 201H195V202H198Z\"/></svg>", "mask_w": 264, "mask_h": 264}]
</instances>
